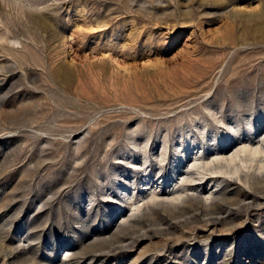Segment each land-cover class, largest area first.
Instances as JSON below:
<instances>
[{"label": "rangeland", "instance_id": "obj_1", "mask_svg": "<svg viewBox=\"0 0 264 264\" xmlns=\"http://www.w3.org/2000/svg\"><path fill=\"white\" fill-rule=\"evenodd\" d=\"M245 146L264 0H0V264H264Z\"/></svg>", "mask_w": 264, "mask_h": 264}, {"label": "bare ground", "instance_id": "obj_2", "mask_svg": "<svg viewBox=\"0 0 264 264\" xmlns=\"http://www.w3.org/2000/svg\"><path fill=\"white\" fill-rule=\"evenodd\" d=\"M264 147V146H263ZM246 152H250L252 155H264V149L262 147H254V148H250L249 147L247 148L246 146L237 150L233 155H231L230 157H227L225 156L224 160L226 162V164H222L224 162L223 159V162L221 161V164L219 163V165H216V166H213V170L211 171L212 173H221V174H225V173H231V172H234V173H237V172H240V170L242 169V167H254L255 169L259 170V171H263L264 173V158L260 159L257 164H255V166L253 165H247V162L250 161V160H247L246 158L244 159L242 156H241V153H245ZM219 157H217L216 160H218ZM220 160V159H219ZM241 161L242 164H234L233 167H231V163L235 162V161ZM252 161V159H251ZM214 161L212 160L211 162L209 163H213ZM220 162V161H219ZM208 165V163L206 164ZM206 165H200L198 166V170L199 169H205V166ZM210 170V169H209ZM200 173V172H199ZM193 173L189 175V177H187L185 180H194V178L192 177ZM196 180V179H195ZM217 182V181H216ZM220 182V181H219ZM218 182V183H219ZM183 193H185V191H178V192H175L174 194H176V196H181ZM197 193V192H196ZM213 194V192H209V197ZM184 195V194H183ZM157 196V194H156Z\"/></svg>", "mask_w": 264, "mask_h": 264}]
</instances>
